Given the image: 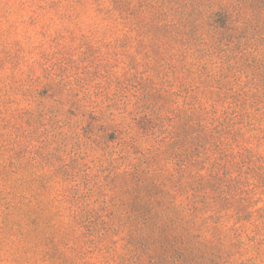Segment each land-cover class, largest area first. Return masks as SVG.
<instances>
[{"label": "rangeland", "instance_id": "rangeland-1", "mask_svg": "<svg viewBox=\"0 0 264 264\" xmlns=\"http://www.w3.org/2000/svg\"><path fill=\"white\" fill-rule=\"evenodd\" d=\"M144 1L0 0V264H264V68L192 92L188 39ZM37 169L78 226L58 247Z\"/></svg>", "mask_w": 264, "mask_h": 264}, {"label": "trees", "instance_id": "trees-1", "mask_svg": "<svg viewBox=\"0 0 264 264\" xmlns=\"http://www.w3.org/2000/svg\"><path fill=\"white\" fill-rule=\"evenodd\" d=\"M125 1L129 5H134L132 0ZM164 1L146 0L144 2L145 5L150 6L154 13L162 17L164 22L176 26L177 32L182 33L180 36L188 39L189 44L187 47L192 49V53L189 54L186 64L190 75L194 79L193 82H195L191 85L192 92L206 76L217 77L220 80L226 62H229L230 66H238L239 69L235 68L238 71L240 69L245 70V67H242L245 63H255L258 64L257 66L264 68V19L261 21L259 28L260 42L257 41L258 43H256L254 40L255 26L250 18L252 15L251 8L254 7L255 0H184L182 8L174 0H172L173 2L166 0V3ZM258 2L261 4V11L264 12V0H257V4ZM176 11L177 17L175 19L174 13ZM218 52L222 53L219 58L217 57ZM227 57L233 60H227ZM248 92H246V87L243 86L235 90L232 95H244ZM195 107L196 104L191 103L190 112L194 111ZM205 152L210 153L208 149ZM14 169L13 166L12 170ZM42 172L39 169L31 170L30 175L34 174L35 179L38 178V180L33 179V181H30L27 189L52 188L51 206L48 215L45 217L47 225L44 227L47 228H45L42 235L45 237L50 235L51 240L58 247L63 240L60 229L67 227L77 232L78 226L71 205L64 200V187L59 188L54 184L52 187V181L45 178ZM22 179H24V175L17 174L15 184H19ZM20 191H22V203L17 204L18 215H21L25 220H31L32 224L34 221L32 220V212L23 210L31 203L30 199L26 196L24 190ZM40 195L35 198L39 199ZM48 229L55 230L56 234H49L50 232L46 231ZM255 254H247L241 260L231 258L224 261L225 264H247L246 262L250 260L251 264H261L262 261L256 258Z\"/></svg>", "mask_w": 264, "mask_h": 264}]
</instances>
